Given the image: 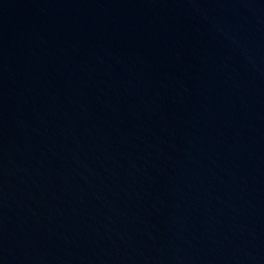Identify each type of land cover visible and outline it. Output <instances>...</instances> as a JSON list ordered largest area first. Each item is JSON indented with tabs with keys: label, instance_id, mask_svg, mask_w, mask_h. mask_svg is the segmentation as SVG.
I'll return each instance as SVG.
<instances>
[{
	"label": "water",
	"instance_id": "water-1",
	"mask_svg": "<svg viewBox=\"0 0 264 264\" xmlns=\"http://www.w3.org/2000/svg\"><path fill=\"white\" fill-rule=\"evenodd\" d=\"M0 264H264V0H0Z\"/></svg>",
	"mask_w": 264,
	"mask_h": 264
}]
</instances>
